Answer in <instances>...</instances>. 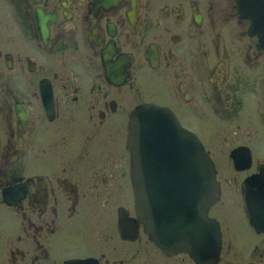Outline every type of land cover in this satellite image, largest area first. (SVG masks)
<instances>
[{
    "label": "flooded vegetation",
    "instance_id": "flooded-vegetation-1",
    "mask_svg": "<svg viewBox=\"0 0 264 264\" xmlns=\"http://www.w3.org/2000/svg\"><path fill=\"white\" fill-rule=\"evenodd\" d=\"M249 24L235 0H0V264H264V47ZM147 103L213 159L210 220L179 141L146 143L138 218L128 123ZM153 227L171 244L186 229L194 253L163 250Z\"/></svg>",
    "mask_w": 264,
    "mask_h": 264
},
{
    "label": "water",
    "instance_id": "water-1",
    "mask_svg": "<svg viewBox=\"0 0 264 264\" xmlns=\"http://www.w3.org/2000/svg\"><path fill=\"white\" fill-rule=\"evenodd\" d=\"M238 10L242 16L250 19L249 33L258 34L264 46V0H236ZM171 126L167 135L163 136V127ZM128 148L132 155V180L135 195V208L139 217L143 214L142 208V157L146 143L153 142L156 147L167 145L171 150L179 141L185 140V150L195 158V196L197 211L207 210L215 201L219 189L215 180V169L208 153L205 151L199 138L192 132L180 127L174 114L165 107L155 104H144L137 107L129 120ZM199 222L197 221V224ZM174 239H188L185 233L175 232ZM152 239L162 247L174 250L191 252L188 243L168 244L159 241V235L153 231Z\"/></svg>",
    "mask_w": 264,
    "mask_h": 264
},
{
    "label": "bare ground",
    "instance_id": "bare-ground-1",
    "mask_svg": "<svg viewBox=\"0 0 264 264\" xmlns=\"http://www.w3.org/2000/svg\"><path fill=\"white\" fill-rule=\"evenodd\" d=\"M236 1V0H235ZM47 15V14H46ZM49 16V15H48ZM48 25V24H47ZM41 26V25H40ZM151 54H153V53H151ZM149 55V54H148ZM156 57V56H155ZM150 58V57H149ZM152 62V61H151ZM179 121V120H178ZM189 129V128H188ZM190 130V129H189ZM202 140V139H201ZM167 150V149H166ZM208 150V149H207ZM175 152V151H174ZM157 154V153H156ZM159 154V153H158ZM158 156V155H157ZM212 156V155H211ZM155 159V158H154ZM170 159V158H169ZM168 159V160H169ZM175 159V158H174ZM213 160V159H212ZM159 161V160H158ZM162 161V160H161ZM170 161V160H169ZM168 162V161H167ZM189 162H191V161H189ZM154 163H156V162H154ZM186 167V166H185ZM154 172H155V170H154ZM185 175H187V174H185ZM189 176V175H188ZM165 180V179H164ZM150 184V183H149ZM173 186V185H172ZM164 188H166V187H164ZM195 191V190H194ZM146 192V191H145ZM179 193V192H178ZM181 193V192H180ZM179 193V198H180V195L183 193H181L180 194ZM189 194V193H188ZM220 194V193H219ZM174 195V194H173ZM183 196H185L184 194H183ZM181 199H183V198H181ZM176 200H177V198H176ZM177 202V201H176ZM182 202V201H181ZM184 202V201H183ZM191 202V201H190ZM153 203V202H152ZM170 203V202H169ZM174 205V204H173ZM168 207H170V206H168ZM145 209H146V207H145ZM170 210V209H169ZM172 210V209H171ZM148 211H150V209H148ZM162 212H164V211H162ZM169 212V211H168ZM193 213V212H192ZM149 217V216H148ZM153 217V216H152ZM146 219V218H145ZM161 220V219H160ZM146 221V220H145ZM188 221V220H187ZM153 222V221H152ZM146 226H148V224L146 225ZM151 232V231H150ZM168 238V237H167ZM169 239V238H168ZM168 243V242H167ZM221 244V243H220ZM220 256V255H219Z\"/></svg>",
    "mask_w": 264,
    "mask_h": 264
}]
</instances>
